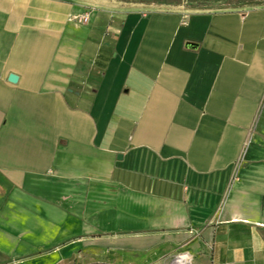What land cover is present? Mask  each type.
Instances as JSON below:
<instances>
[{"label": "crops", "instance_id": "crops-1", "mask_svg": "<svg viewBox=\"0 0 264 264\" xmlns=\"http://www.w3.org/2000/svg\"><path fill=\"white\" fill-rule=\"evenodd\" d=\"M180 250L264 264V0H0V264Z\"/></svg>", "mask_w": 264, "mask_h": 264}, {"label": "built area", "instance_id": "built-area-1", "mask_svg": "<svg viewBox=\"0 0 264 264\" xmlns=\"http://www.w3.org/2000/svg\"><path fill=\"white\" fill-rule=\"evenodd\" d=\"M90 19L89 12L78 13L72 16V20H76L82 23L88 22ZM161 264H194V258L192 254L187 250H180L177 254L168 262Z\"/></svg>", "mask_w": 264, "mask_h": 264}, {"label": "water", "instance_id": "water-1", "mask_svg": "<svg viewBox=\"0 0 264 264\" xmlns=\"http://www.w3.org/2000/svg\"><path fill=\"white\" fill-rule=\"evenodd\" d=\"M18 80V76L16 74H11L10 75V81L16 82Z\"/></svg>", "mask_w": 264, "mask_h": 264}, {"label": "trees", "instance_id": "trees-1", "mask_svg": "<svg viewBox=\"0 0 264 264\" xmlns=\"http://www.w3.org/2000/svg\"><path fill=\"white\" fill-rule=\"evenodd\" d=\"M244 1H251V0H244Z\"/></svg>", "mask_w": 264, "mask_h": 264}]
</instances>
